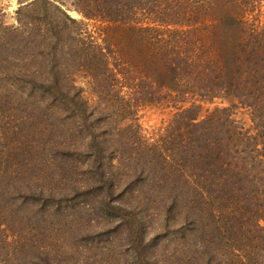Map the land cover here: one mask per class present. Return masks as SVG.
I'll return each instance as SVG.
<instances>
[{
  "label": "rangeland",
  "instance_id": "rangeland-1",
  "mask_svg": "<svg viewBox=\"0 0 264 264\" xmlns=\"http://www.w3.org/2000/svg\"><path fill=\"white\" fill-rule=\"evenodd\" d=\"M32 1L0 0V264H246L247 247H236L249 224L230 212L221 223L213 166L198 161L189 177L194 134L188 118L175 120L182 104L167 90L129 95L97 82L86 57L99 23L64 20L55 34L48 22L61 20L40 1L23 17L36 21L30 32L14 35ZM50 1L83 19L70 0ZM102 35L117 57L151 50L128 45L126 27ZM226 106L204 102L200 120ZM234 113L252 125L248 111Z\"/></svg>",
  "mask_w": 264,
  "mask_h": 264
},
{
  "label": "trees",
  "instance_id": "trees-1",
  "mask_svg": "<svg viewBox=\"0 0 264 264\" xmlns=\"http://www.w3.org/2000/svg\"><path fill=\"white\" fill-rule=\"evenodd\" d=\"M39 2L54 8L61 20L58 26L48 22L50 32L63 30L64 20L77 26L89 20L104 28L86 57L97 82L108 77V86L121 84L129 95L154 91V97L167 90L166 95L182 104L175 120L188 118L186 125L194 134L184 151L186 169L195 173L189 177L194 179L198 161L213 166L221 223L229 212L246 218L248 233L241 237L246 242L239 241L236 251H244V244L243 262L264 264V0H70V9L82 20L57 2L33 0L18 9L19 25L10 27L14 35L24 26L30 32L33 15L28 23L23 17L40 9ZM111 27L120 32L126 27L131 34L127 44L148 42L150 52H130V60L120 53L117 57L113 48L118 44L102 35ZM38 39L25 40L40 46ZM42 45L49 48V38ZM216 99L228 106L200 120L202 104ZM239 108L248 111L251 126L239 125L234 117Z\"/></svg>",
  "mask_w": 264,
  "mask_h": 264
}]
</instances>
